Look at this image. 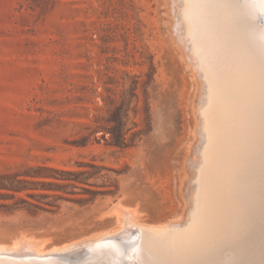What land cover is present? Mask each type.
<instances>
[{
	"label": "rangeland",
	"instance_id": "obj_1",
	"mask_svg": "<svg viewBox=\"0 0 264 264\" xmlns=\"http://www.w3.org/2000/svg\"><path fill=\"white\" fill-rule=\"evenodd\" d=\"M182 1L0 0V245L94 238L59 259L0 248V264H158L144 242L121 259L116 240L95 237L119 225L107 214L117 202L146 223L181 225L189 216L207 86ZM115 133L125 145L114 144ZM228 223L218 264H252ZM143 248L149 258L135 254Z\"/></svg>",
	"mask_w": 264,
	"mask_h": 264
},
{
	"label": "bare ground",
	"instance_id": "obj_2",
	"mask_svg": "<svg viewBox=\"0 0 264 264\" xmlns=\"http://www.w3.org/2000/svg\"><path fill=\"white\" fill-rule=\"evenodd\" d=\"M248 1L218 0V11L209 17L205 13L212 0L182 1L186 37L207 86L200 110L206 142L191 190L192 206L181 225L146 223L138 219L136 207L120 202L111 206L107 214L115 215L119 225L95 238L116 240L110 248L121 259L129 258L144 242L160 256L158 264H218V235L226 221L231 236L245 244L246 259L254 264L263 258L259 235L264 226V7L255 8ZM45 241L24 237L0 248L14 252L18 247V253L41 257L54 252L58 259L75 257L86 248H78V242L47 247ZM148 252L135 254L149 258Z\"/></svg>",
	"mask_w": 264,
	"mask_h": 264
},
{
	"label": "trees",
	"instance_id": "obj_3",
	"mask_svg": "<svg viewBox=\"0 0 264 264\" xmlns=\"http://www.w3.org/2000/svg\"><path fill=\"white\" fill-rule=\"evenodd\" d=\"M113 142H114V144L125 145L124 134L123 133H115Z\"/></svg>",
	"mask_w": 264,
	"mask_h": 264
}]
</instances>
